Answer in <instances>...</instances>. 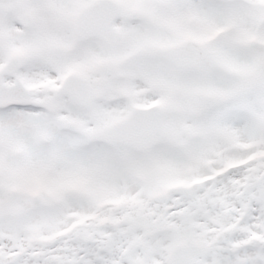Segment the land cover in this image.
I'll return each mask as SVG.
<instances>
[{
    "label": "snow or ice",
    "instance_id": "6c2138e0",
    "mask_svg": "<svg viewBox=\"0 0 264 264\" xmlns=\"http://www.w3.org/2000/svg\"><path fill=\"white\" fill-rule=\"evenodd\" d=\"M0 264H264V0H0Z\"/></svg>",
    "mask_w": 264,
    "mask_h": 264
}]
</instances>
